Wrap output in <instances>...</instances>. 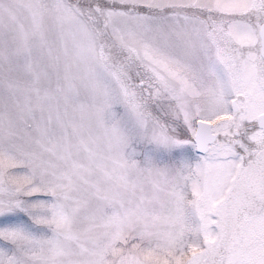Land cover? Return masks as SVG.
<instances>
[{"label": "snow or ice", "instance_id": "1", "mask_svg": "<svg viewBox=\"0 0 264 264\" xmlns=\"http://www.w3.org/2000/svg\"><path fill=\"white\" fill-rule=\"evenodd\" d=\"M0 264H264V0H0Z\"/></svg>", "mask_w": 264, "mask_h": 264}]
</instances>
